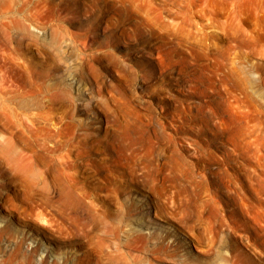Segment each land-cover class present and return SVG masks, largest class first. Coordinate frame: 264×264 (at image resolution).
I'll list each match as a JSON object with an SVG mask.
<instances>
[{
    "label": "rangeland",
    "instance_id": "374dc122",
    "mask_svg": "<svg viewBox=\"0 0 264 264\" xmlns=\"http://www.w3.org/2000/svg\"><path fill=\"white\" fill-rule=\"evenodd\" d=\"M255 1L0 0V76L9 92L17 83L27 90L41 84L38 107L28 114L42 132L32 133L29 119L25 132L30 140H52L62 128L63 140L86 145L77 155L80 179L96 194L100 212L112 213L106 220L119 227L121 237L132 218L123 214L126 205L154 200L130 173L145 160L158 179L165 178L168 194L183 190L175 202L185 212L189 233L163 210L152 217L168 252L186 249L198 264L221 258L224 264H264V12L255 9ZM23 31H35L39 39L29 46ZM0 134L26 140L1 121ZM172 158L179 172L167 166ZM92 161L103 166L94 169ZM2 178L10 183L9 173ZM115 187L118 198H97ZM41 227L47 236L52 232ZM53 238L67 243L66 256L79 260L92 254V264L179 261L177 255L120 247L121 240L103 228ZM37 246L43 249L46 240Z\"/></svg>",
    "mask_w": 264,
    "mask_h": 264
},
{
    "label": "bare ground",
    "instance_id": "6f19581e",
    "mask_svg": "<svg viewBox=\"0 0 264 264\" xmlns=\"http://www.w3.org/2000/svg\"><path fill=\"white\" fill-rule=\"evenodd\" d=\"M219 8L221 7L219 6ZM41 9L44 8L42 7ZM255 9H257V11H260L261 13L264 12V0H259L258 6H256ZM226 10L229 11L228 9ZM22 27L23 28L20 29L25 28L24 26ZM30 27L32 26L30 25L28 28ZM27 32H29V30ZM27 32L24 33L26 37L30 38V40L27 39L29 40L28 45L30 46V41H35L39 38H36L37 36L35 35V33L33 34V32L35 31L28 34ZM37 32H39L38 29ZM24 33H22L23 38L25 37ZM51 41H48L49 45ZM40 44H42V42ZM49 45L47 47H49ZM34 47L37 46L34 45ZM51 47L50 50H52ZM51 53H53V51ZM54 53L57 52L54 51ZM4 58L5 57H3V60H5ZM13 64H15V62ZM21 67L19 66L18 68L21 69ZM3 72L1 73L4 74ZM25 72L27 73V71ZM26 73L24 74L26 75ZM5 80V75L0 76V89L5 90L4 92H2V94H0V121L3 125H6L10 130H12V134L14 136L19 137L20 139H23V137H25L26 140H9L5 135L0 134V163H3V165L0 166V172H3L0 174V264H92L94 258L92 254H88L86 256L84 255L83 257L79 258V260H77V257L68 256V254L66 256V249L68 248V245H66L67 243L64 241L56 240L53 237L57 236L59 238H70L71 236H74V234L80 233L81 231L87 232L89 230H92L93 228L105 229L109 236L111 235L112 237L117 239V241L121 240V243L118 242L120 243V247H125L128 250L138 251L139 253L137 254H140V252L143 251H150L152 253L160 252L166 258H172L174 255H177L179 261L177 260V263L174 262L175 264H198V261L191 259L189 251H186V249H178L177 254H171L170 252H168V249L161 244V238L163 234L159 230H153V228L155 227L153 226L154 222L152 220V217L156 216L157 214H162L163 210V213L166 212L165 216L171 218L172 220L175 219L174 221L179 223V225L181 226L179 227L188 232V230L190 229L189 227L191 226H189L188 222L185 220V214L182 215V211L184 212L182 206L180 204L179 206H177L178 204H176L175 202V196L179 199H182V188L176 191L173 190V194H168L167 185L164 180L165 178L163 179L164 181L158 179L154 172H151L149 169H147L148 165H146L145 160H140L138 164H135V166L132 167L130 171L131 176L133 177L132 179L135 182L142 183L147 188L146 190L152 194L154 200H150L148 201V203L141 205L131 201V203L129 202L130 205H126L123 214L129 215L132 218L129 217L130 222L126 224V228L122 230L123 236L121 237L119 227L117 225L114 226L113 223H109L106 220V218L111 217L112 213L106 208H104L102 212H100L99 207L95 201L96 198H92L95 197L96 194H92L91 192L87 191V186L80 179L83 169L79 166L80 160L77 161V159L79 158L77 157V155L85 153L86 145L82 141H77L78 144H75L71 142V140H63L61 138L63 135L62 128L59 131L57 130L58 133L52 137V140H30L27 133L25 132L26 127L24 122L28 119L30 121H28L27 123L34 124H31L34 128L32 126L29 127L30 125L27 124L32 133L39 135V133L42 132L40 131L39 127L35 125L34 119L36 117L34 118L33 116V120H31V117L28 114L32 112L30 111L31 109L33 110L34 108L38 107V101L40 100L39 97H41L39 96L40 88L38 87L41 84H38V87L36 88L33 87L34 89L31 88L30 90H27L24 89L21 83L16 84L15 82H12V84L15 83L16 85L13 88L14 90L12 92H9L7 87L5 86ZM11 85L9 84V86L12 88ZM18 97L20 98V100L18 99ZM39 116L42 115L40 114ZM40 124H42L41 121ZM16 143H20L24 147L28 148L30 153L22 152L21 149L16 145ZM73 151L78 154L73 155ZM41 164L45 166V171L39 170V165ZM151 164L154 165L153 162H151ZM166 164L170 168H173L176 172H179L178 169L180 164L173 158L169 159ZM101 166H103L102 162L92 161V167L94 169H97ZM3 167L4 170H2ZM108 168L111 171V167L109 166ZM84 169H86V167ZM4 173L10 174V183H7L2 178ZM94 188L97 189L100 187ZM104 190V195L99 194V197L97 196V198H100L103 201H110L118 194L117 187L106 188ZM18 200H20V202L22 200L30 202V207H24L17 202ZM133 210H135V212L133 214H130V211ZM41 225H46L47 227L51 228L52 232H49V236H47L48 233H45L42 230ZM159 234L160 236H158ZM119 237H121L122 239L119 240ZM42 239L46 240V246H44L43 249L37 246L38 241L42 242ZM34 241H37V244H34ZM25 243H28V245L24 250L23 246L25 245ZM93 243H95L94 240ZM102 243L100 242L99 245L106 247V245L104 246ZM51 244L53 247H51ZM72 244L77 245L78 248L83 246L82 242H72ZM88 245H90V242L88 243ZM95 245L97 246L98 244ZM96 248L98 247H95V251ZM62 249H64L65 253H63ZM100 250L102 251V249ZM115 253H117V250ZM225 253V251L220 252L221 255H224ZM83 254H85V252ZM38 255L41 256V260L39 263L34 258V256L36 257ZM95 256L98 255L96 254ZM50 257L52 258V260H49ZM218 257L221 258L220 256ZM214 264H224V262L221 258Z\"/></svg>",
    "mask_w": 264,
    "mask_h": 264
}]
</instances>
